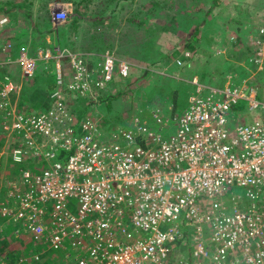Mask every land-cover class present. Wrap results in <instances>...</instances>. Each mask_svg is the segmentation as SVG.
<instances>
[{
    "label": "built area",
    "instance_id": "2783aa9c",
    "mask_svg": "<svg viewBox=\"0 0 264 264\" xmlns=\"http://www.w3.org/2000/svg\"><path fill=\"white\" fill-rule=\"evenodd\" d=\"M7 22L0 15V32ZM256 32L249 42L255 55L240 63L246 72L253 65L255 74L264 69V25ZM10 48L0 45V65L15 63L22 78H31L36 59L26 47L11 59ZM66 56L68 76L56 77L47 107L28 112L14 98L20 86L0 66V123L16 139L7 152L13 162L34 158L41 166L7 187L18 210L8 202L1 215L20 221L13 236L44 243V253L71 250L65 264H264V122H240L233 112L241 104L264 111L251 77L238 81L230 70L222 87L197 76L182 79L193 87L186 91L189 106L150 112L158 125L171 122L172 132L146 125L140 109L129 117L133 133L114 121L107 133L101 114L79 119L69 108L76 95L95 102L129 63L106 49L94 74L84 54ZM39 137L45 140L37 145ZM5 236L0 226V240ZM44 253L24 258L35 262Z\"/></svg>",
    "mask_w": 264,
    "mask_h": 264
},
{
    "label": "rangeland",
    "instance_id": "374dc122",
    "mask_svg": "<svg viewBox=\"0 0 264 264\" xmlns=\"http://www.w3.org/2000/svg\"><path fill=\"white\" fill-rule=\"evenodd\" d=\"M71 1L76 0H0V15L4 16L5 13L1 7H9L11 4L18 6L15 13L10 12L12 19L9 18L3 26L0 32V42L5 41L4 43H6L7 40L15 43L26 41L24 43L31 45L34 38H39L36 29H40L45 32L43 38L48 44L45 47L48 49L42 50L40 47L44 46L41 41L38 39L35 41L39 49L35 58L34 75L31 78H21L20 80L25 89L22 87L19 95L14 98H16L18 108L22 112L39 109L37 104L43 101L48 102L51 93L56 88L53 84L47 92L45 89L46 82L50 87L52 77L55 80L58 75L62 76L64 73L61 66H59L58 71V62L54 55L59 46L63 47L59 49L60 51L66 52L67 46L61 43L63 40L71 41L75 51L84 54L85 62L94 74L101 63V58L92 55L97 54L94 50H87L92 45L99 47L96 49H111L117 54V58L129 63L128 71L124 76H114L104 89L99 90L98 94L93 96V99L100 96L95 102L91 101L89 97L76 95L75 103L69 108L79 119L87 113L101 114L104 119V126L107 125L105 129L107 133L112 129L109 126L110 121H114L115 125L133 133L135 125L128 118H133L140 112V109L143 111L142 119L146 125L155 130L160 129L162 133L172 132L173 124L171 122L168 126L158 125L150 112L159 107L165 113L171 114L172 112L169 110L172 108L171 96L174 92L178 93L174 103L182 104L177 112L186 109L189 106L186 91H190L193 87L181 80L193 76L199 77L201 73L206 75L203 81L207 82L211 79L208 82L218 87L225 85L226 76L230 70L232 75L236 73L234 79L237 78L238 81L250 76L251 78L248 80L250 87L256 90L257 100L264 103V69L255 74L253 65L248 66L250 72H246L244 67L240 66L243 59L247 57L251 59L255 55L249 42L255 38L253 35L257 33L256 31L264 25V0H218V2L215 0H122L117 6V10L121 9L119 11H112L115 2L111 7L105 8V4H101L105 0H91L87 4V8L79 6L85 20L79 22L76 32L70 31V33L59 34L57 39H53L52 33L46 29L50 23L56 25L67 21L74 8ZM152 2L158 4L156 6L158 13H149L147 18L142 20L143 12L140 9L144 4V7L148 8ZM212 2L213 5L211 6ZM207 10L208 13L203 21L201 16ZM190 15L192 18L186 17ZM97 16H100L101 21L91 20ZM131 16L134 18L132 21H128ZM180 18L186 19L188 24L185 26L180 24L178 22ZM188 18L197 20L199 23L201 21V23L196 26ZM171 20H174L177 25L173 26ZM139 21H143V26H136L135 23ZM239 30L241 32H238ZM147 39L150 43L149 47L146 48L144 43ZM56 40H58L59 46L52 47ZM160 54L164 58L157 59ZM15 69L16 71H13ZM9 70L14 78L18 71L17 66H12ZM257 81L259 85L263 86L259 87L256 84ZM100 98L103 100L99 101ZM261 111L260 107L250 111L244 106L236 115H243L244 117L248 115L249 119L245 118V122H251L255 119L264 122V111ZM104 115L112 118L106 120ZM119 117L121 120H117ZM123 120L125 122H122ZM101 131V138L106 140L108 134L102 129ZM12 135L14 133L4 131L0 123V189L2 187L10 188L9 183L20 180L23 171L27 170L32 173L41 167L34 158L22 163L11 160L7 148L16 142ZM44 140L42 137L36 138L35 144L39 145ZM115 142L121 145L124 143L120 137ZM46 149L42 150L45 151ZM9 163L12 169L6 177L7 168L5 167ZM9 192L7 191L5 199L0 201V226L2 229L5 223L12 220L6 215H1L5 211L3 206L9 202L10 208L14 212L18 210V205L13 200L8 201L7 194ZM233 192L241 195L243 190L240 187H235ZM245 204L246 202L243 206ZM68 206L75 213L76 200L71 199ZM17 223L20 224V221ZM4 230L6 236L0 240V248L3 247L2 242H5L7 243L6 250L16 249L14 252L17 257L16 262L21 264H35V262L65 264L64 261L71 253L69 249L66 251L52 249L44 253L45 250L42 251L44 249L42 247L41 252L44 254L40 256L39 260L34 262L35 258H33L29 262L24 257L37 253L38 250L35 245L31 246L30 244L24 254L22 250L30 243L29 238L19 236L20 240L15 239L14 241L13 239L12 243L8 244L10 237ZM15 238L18 237L15 236ZM74 240L77 241V237L72 239V241ZM32 247L35 250H32ZM44 256L46 257L44 258ZM0 264H6L2 257H0Z\"/></svg>",
    "mask_w": 264,
    "mask_h": 264
},
{
    "label": "trees",
    "instance_id": "16d2710c",
    "mask_svg": "<svg viewBox=\"0 0 264 264\" xmlns=\"http://www.w3.org/2000/svg\"><path fill=\"white\" fill-rule=\"evenodd\" d=\"M90 1L91 0H76V1H71V3L74 5V8H73V10L71 11V14L68 16V19H67V21L66 22H64V23H61V24H56V25H54L53 23H50L49 24V27H48V29H46V31H50L51 33H52V38L53 39H57L58 38V36H59V34H66V32H68V33H70V31H74V32H76V30L78 29V27H79V22L82 20H85V17L83 16V13H81V11H80V9H79V6H81V7H83V8H87L86 6H87V4L88 3H90ZM122 0H105L104 2H100L101 4H105V8H108V7H111L112 5H113V3L115 2V6L113 7V10L112 11H119V10H121V9H119V10H117V6H118V3L119 2H121ZM216 2H218V0H215ZM149 4V3H148ZM215 4V3H214ZM158 4L156 3V2H152V3H150V6L148 7V8H146V7H144L145 6V4H144V6H142V9H140V11L141 12H143V16L141 17L142 18V20L143 19H145V18H147L146 16H147V14H149V13H155V14H157L158 13V8L156 9V6H157ZM213 5V2L211 3V6ZM153 6V7H152ZM18 9V6H17V4H11V5H9V7H1V10L3 11V12H5L4 13V16H6V17H8V19L9 18H11L12 19V16L10 15V12H14L15 13V11ZM196 9H198L199 10V8H196ZM209 10V9H208ZM208 10L207 11H204V13L202 14V16H201V18H202V20L204 21L205 20V15L208 13ZM191 13V12H190ZM108 15H109V13H108ZM186 17H191L192 18V16L190 15V16H186ZM132 18H134L133 16H131L129 19H128V21H132ZM191 18H188V20H190V21H192L193 23H195L196 24V26L197 25H199L200 23H201V21H200V23H199V21H194L193 19H191ZM86 20H88L89 21V19H87L86 18ZM91 20H97V21H101V19H100V16H97V17H95L94 19H91ZM185 20V21H184ZM181 21H184V22H181ZM230 21V20H229ZM143 21H139L138 23H135L136 24V26H143V23H142ZM171 22H172V24H173V26H175V25H177V23L174 21V20H171ZM180 24H183L184 26H185V24L187 25L188 23L186 22V19H181L180 18V20L178 21ZM228 23H230V22H228ZM195 28V27H194ZM242 30V29H241ZM241 30H239L238 32H241ZM2 31V30H1ZM36 31L39 33V38H37L39 41H41V43H42V45L44 46V47H40L42 50H47L48 48H45L46 46H48V44H47V42L45 41V39L43 38V34L45 33V32H43V31H41L40 29H36ZM193 34H196V32H193ZM37 39L36 38H34L33 40H32V42H31V45H29L28 43H24V42H26V41H22V42H8V40L6 41V43H10L11 44V48H10V51H9V56L11 57V59H15L17 56H18V53H19V50L22 48V47H26L27 48V50H28V55L29 56H31V57H33V58H36L37 57V51H38V47H37V45H36V43H35V41H37ZM196 39H197V37H196ZM38 41V42H39ZM5 41H3V42H0V45H2L3 43H4ZM61 43H64L65 44V46H67L66 48V52L64 53V55L61 57V59H60V66L62 67V69H63V71H64V73H63V76H65L68 72H69V57L68 56H66V53H75V52H77V51H75V49H74V46H73V44H72V42L70 41H65V40H63V41H61ZM149 43H150V41L147 39L146 41H145V43H144V45H145V47L147 48V47H149L148 45H149ZM152 43V42H151ZM59 43H58V40H56V42H54L53 43V45H52V47H55V46H59L58 45ZM152 45H153V43H152ZM59 48H63V47H61V46H59ZM96 48H99V47H95V45H92V47H89L87 50H94L95 52H97V54L96 53H94V54H92V55H94V56H99L100 57V55L102 54V53H104V49H96ZM1 54V53H0ZM86 55H88V54H86ZM116 56H117V54H115ZM175 55H177L176 53H175ZM121 57V56H120ZM160 58H164V56L162 55L161 56V54L158 56V58L157 59H160ZM0 62H5V56H3V58H1L0 57ZM64 63H66V66H64ZM2 68H6V66H7V64L6 63H2L1 65H0ZM204 76H206L205 75V73H201L200 74V79L203 81V80H205V78H204ZM56 80H57V78H55V80H54V78L52 77V79L50 80V87H49V85L47 84V82H46V87H45V89H46V92L53 86V84H54V86H56ZM55 81V82H54ZM208 81H211V79L210 80H208ZM180 82V81H179ZM180 83H182V82H180ZM256 84L260 87V86H263V85H259V82L257 81L256 82ZM185 85V84H184ZM177 96H178V93L177 92H174L173 94H172V96H171V100H173V104H171L172 105V108H170V112H172V113H174V112H176L178 109H180L181 107H182V104H180V105H178V103H174V102H176V99H177ZM100 97V96H99ZM98 97V98H99ZM97 98V99H98ZM103 100V98H100L99 99V101H102ZM106 99L104 98V101H105ZM74 101H76V100H74ZM91 101H93V100H91ZM47 105H48V102H39L38 104H37V106L39 107V109H44V108H46L47 107ZM91 106V105H90ZM244 108V105H236V107H235V109L233 110V112H234V114L236 115V113L240 110V109H243ZM238 114V113H237ZM104 117L106 118V120H108V119H111L112 117H109V116H107V115H104ZM236 117L238 118L237 120L238 121H240V122H245L246 121V119L245 118H247L248 117V115L246 116V117H244L243 115H240V116H237L236 115ZM129 120H130V118H128ZM117 120H121V117H119V118H117ZM131 121V120H130ZM122 122H125V120H123ZM0 148H1V136H0ZM5 168H7V171H6V177H7V175H8V173H9V171H10V169H12L11 168V165H10V163L9 164H7V166L5 167ZM7 191H9L8 189H6L5 187H2L1 189H0V201H3L4 199H5V195H6V192ZM7 200V199H6ZM18 224L19 223H16V222H12V221H10V222H7V223H5L4 224V228H3V230L5 231V232H7L8 233V235H9V237H10V241H8V244L9 243H12V241H13V239H14V241H15V239H17V240H20L19 238H15L14 236H13V233H14V230H15V228H17V226H18ZM23 237H25V238H29L28 236H26V235H23ZM29 244H28V246H26V248L24 249V250H22V253H26L27 252V250H28V248L30 247V244H31V246L32 245H35V248L38 250V251H40V250H42V247H45V244L44 243H42V242H39L38 244H35L33 241H31V240H29ZM44 242V241H43ZM2 244H3V247L2 248H0V257H2L4 260H5V262H6V264H13V263H15L16 261H17V257H16V255L14 254V252L16 251V249H12V250H6V244L7 243H5V242H2ZM14 248V247H13ZM32 250H35L33 247L31 248ZM38 251H36V252H38ZM46 256H44V258H45ZM42 258V257H41ZM16 264H21V263H18V262H16ZM35 264H40L39 262H35Z\"/></svg>",
    "mask_w": 264,
    "mask_h": 264
},
{
    "label": "crops",
    "instance_id": "0c3cea01",
    "mask_svg": "<svg viewBox=\"0 0 264 264\" xmlns=\"http://www.w3.org/2000/svg\"><path fill=\"white\" fill-rule=\"evenodd\" d=\"M0 56L3 58V55H2V54H0ZM12 66H15V67L17 66L18 71H17V73L15 74L16 76L14 75L13 80H14V82H15L17 85L20 86V89H21V88L24 87V86L21 84L22 81H20L21 78H22L21 73H20V67H19L18 65H16L15 63H11V64H7L6 68H3V70H4L8 75H10V74H11V71L9 70V68L12 67ZM13 71H16V69L13 70ZM17 77H19L18 80H17ZM23 79H24V78H23ZM24 89H25V87H24ZM43 102H44V101H43ZM46 102H47V101H46ZM247 119H249V116L247 117Z\"/></svg>",
    "mask_w": 264,
    "mask_h": 264
}]
</instances>
